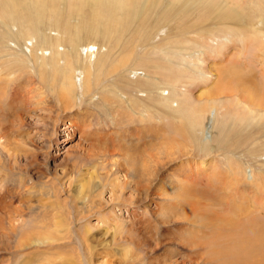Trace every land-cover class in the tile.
Masks as SVG:
<instances>
[{
  "label": "rangeland",
  "instance_id": "1",
  "mask_svg": "<svg viewBox=\"0 0 264 264\" xmlns=\"http://www.w3.org/2000/svg\"><path fill=\"white\" fill-rule=\"evenodd\" d=\"M176 1L177 4L173 5L171 11H168V9L164 10L165 6L168 8L167 0H126V3L125 0H0V40L8 30L6 28H10L17 35V38L13 37L14 34L11 36L12 45L9 43V46L12 48L21 46L28 52L27 47L32 49L40 44L43 34H48L50 37L52 34L64 35L62 46L71 48L70 36L78 31L76 35H81L80 38L83 39L82 30L99 34L97 45H103L107 42V46L112 49V52L119 50V48L129 51L136 46L142 47L141 49L145 47L153 49L156 48L155 44L168 37L173 39L162 41L160 46H166L164 45L166 43H168L167 46L180 42L184 43L186 37H195L200 38V42H202V38L203 41L206 39V43L202 42V44L211 45L213 48L217 44L219 45V42L221 43L215 47L219 49L217 56L208 50V52L203 51L204 47L195 48L196 51L205 52L202 55L203 57L206 55L203 63L205 67L202 66L204 71H207L206 67L213 63V60L221 63V68L225 67V69L222 68L225 70L224 72H227L226 69L232 71L231 74L229 72L225 75V79L220 80L221 87L217 85L218 82H213L215 77L206 78L209 80L183 81V83L174 84L173 87H166L161 84L167 89L164 91V95L172 94L174 102L167 104L156 102L148 110L142 103L140 107L135 105L134 99L136 97L131 102L127 101L131 97L125 91L124 84H120L121 82L113 77L115 72H112L111 64L104 67H102L103 64L99 65L93 70L94 78L98 77L99 81L97 82L99 84L88 98L92 100V103H89V100L82 102V107H84L85 102L88 106L93 107L85 106L83 111H80L85 114L80 123L74 119L73 123L76 125L69 127L70 121L67 118L61 119L54 131L52 122L59 111H54L52 116H49L47 109L42 111L40 110L41 106L39 109L35 98L32 101L26 100L24 109L20 101L22 96L19 93L13 95L12 104H5L3 107L5 115L1 114L3 108L0 105V115H4L7 120L5 129L8 130L7 134H9L8 137L2 136L0 138V163L4 165L1 169L7 170L3 167L13 166L14 170L9 172L10 174H18L20 170L23 171L24 176L28 178L31 176L37 181L38 176H42L44 173L48 175L43 178L48 184L56 182L51 189L48 186L45 190L50 193L52 198V190L56 193L57 199L53 200L57 203L53 214L55 211L58 212V215L61 216L60 223L64 224L66 231V226L73 230L69 236L74 239H72L73 241H68V238L61 239L56 244L49 246L48 243L44 244L45 247L48 246L46 249L44 247L39 248L38 246L42 245L35 243L31 247H19V241L27 237V233H32L33 239L44 238L49 234L47 229H39V226L36 225L32 228L30 225L32 222L24 217L27 219L23 223L28 227L23 226V229L20 226L19 233L22 234L23 232V234L17 233L11 236L6 233L5 227L7 225L0 221V264H17L26 260V257H33L34 255L35 258L46 257L49 252H55L49 255L51 259L56 258L58 254L57 264H64L71 259H73V264H80V261L82 264H88L84 257L90 259V263H94L101 256H104L107 264H115V262L116 264H127L125 255H127L128 249H133L134 253L139 255L138 264H147L148 260L152 261V259L155 260L153 264H169L176 259L181 261L182 256L186 253L191 256H188L187 264H203L202 259L207 258L208 255V245L203 246L201 244V246L195 247L191 245V248L182 245L180 240L185 239L186 236L195 237L194 240H199L207 233L209 236L213 227L215 228L214 232H218L220 244L229 237L239 240L244 238L246 243L250 244L252 239L250 238L249 241L247 239L248 234L245 235V228L249 226L253 227L250 232L254 235L264 233V184H252L251 180H247V176L251 174L249 170L256 171L257 175H261V179L264 178V173L262 175V171H264V117H262L264 107L254 109V113H250L246 109V105L251 103L252 98L264 104V42L262 43L258 36H254L253 42L255 43L248 42L249 46L246 42L241 41L247 44L244 45L247 46L245 48L241 43L234 41L232 34H229V39L232 38L234 42L227 39L226 41L220 32L223 24L221 23V16H215L216 13L210 15L209 12L212 11V8L207 9L203 2L199 5L200 7L198 6L186 15H176L179 6L185 0ZM146 2L147 5L151 4L147 14L148 19H139V11ZM220 2L222 4L231 3L232 8L236 7L235 9L241 14L243 22L247 24L248 28H250V24L256 22L260 23L256 25L264 27L261 24L262 19H264V0H220ZM127 14L129 17L125 18ZM7 20H12L11 24ZM226 23L235 26L238 20H227ZM114 26L117 30L114 29ZM208 26H216L217 28L219 26L220 29H217L216 34L201 33L202 35H195L196 32ZM104 34H106L105 38H103ZM84 37V44L82 41L81 44L85 46L89 41L88 45H90L92 40H88L86 35ZM256 39L258 42L255 41ZM0 43V47H3L8 43V40L2 39ZM93 43H95V39ZM55 46L59 47L57 43ZM81 57V60L86 58L85 56ZM79 61H77L78 64H80ZM135 61L134 59L133 62ZM35 68V71H39L38 65ZM83 68H85L84 65L76 67L74 71L76 74L77 72L80 74L79 72ZM234 68H239L238 73L236 69L233 72ZM118 69L116 74L125 68L119 67ZM129 69V66L126 67L122 73L131 77V73L128 72ZM28 70L32 74L30 68ZM136 73L142 78L145 77L144 74ZM25 74H21L20 77H24ZM230 75L232 76L230 77ZM161 77V75L158 76L160 83L163 81V77ZM135 78L136 76L133 79ZM237 81H240L241 85L236 86ZM213 83L216 84L218 90L212 86ZM230 84L233 86L232 92L231 90L228 91ZM81 85L83 86V83ZM32 86L36 90L37 82ZM252 86L254 87L252 88ZM213 87L214 89H212ZM222 87L224 88L222 89ZM46 88L48 94L54 95L52 88L48 86ZM124 91L127 96L123 93ZM253 91H255L254 96H252ZM77 93L80 94L81 92L78 90ZM121 93H123L128 104V107L125 105L126 109L120 108L118 104L121 100ZM136 94L138 95L137 98L148 95L139 92ZM5 96L0 97V100L5 101L8 97ZM103 99H106V103ZM9 100L11 99L9 98ZM197 100H203L200 101L202 103L209 102L211 107L216 104L218 108L217 123L213 131L209 133L213 139L211 143L212 153L210 151V155L202 156V152L200 154L196 148H193V151L188 153L197 156L196 158L185 153H180L183 157H166L157 154L165 142L173 141L172 143L178 146L180 142L187 141V137L179 133L180 130L185 131V128L187 129L186 124L180 117L172 118L165 113L169 111L172 114L175 113L174 109H177L182 111L186 122H188L190 115L182 103L188 101L189 104H195ZM54 101L55 99L49 108L55 105ZM210 106L208 111H211ZM77 107L74 106L73 109L75 110ZM129 107L139 109L134 108L133 112ZM11 108H13V112L8 117L6 114L12 111ZM31 108H34L35 111ZM213 113L212 110L211 116L206 118L212 117ZM59 116L65 117L62 112ZM187 116L188 118H186ZM90 122L92 126L87 128L86 126ZM212 122L209 119L204 126L211 125ZM208 130L210 131V126ZM241 131L243 133L239 136ZM214 139H216L215 142ZM148 153L160 156L153 168V171L155 170L154 178L142 174L135 175L130 167L136 162L137 168L141 171L143 165L147 163L144 161V157L149 156ZM132 155L134 159L131 157ZM202 160H204L203 165L205 167L199 168ZM234 166L236 170H234ZM244 177L246 178L244 179ZM186 188L198 192L208 191L214 195V199L209 200V195L200 196L197 194L192 196L191 203H189L188 198L187 203L182 196ZM197 191L195 193H198ZM115 194H120V198H117L118 195ZM46 195L49 196V194ZM214 200L215 203H213ZM32 202L36 203L34 200ZM16 204L22 206L21 203L16 202ZM168 208H173L174 211L164 216L163 209L167 212ZM114 211L116 213H113ZM209 214L215 225L210 224L209 229H207L200 218L201 216L208 217ZM110 215H114V217L104 222V218ZM45 219L52 223L57 221L53 215ZM16 220H18L16 224L20 225L21 218L17 216ZM124 223L132 224L135 230L138 229L137 231L143 236V239L147 238L151 245L148 248L144 246V250L137 249L132 244L126 245L123 243V234L113 240L114 226ZM36 224H40V222ZM148 224L150 225L148 227H153L152 230L150 229L151 231L142 228L143 225L147 226ZM31 228L32 230H30ZM195 228L199 229L195 230ZM76 230H78L77 235L74 232ZM51 231L52 228L49 229V232ZM64 234L67 237L66 232ZM81 236L85 242L81 240ZM27 240L32 242L31 238H27ZM232 241L234 240L232 239ZM167 248L175 249L173 254L167 251ZM79 249L81 250L79 251ZM204 249L205 252H203ZM199 251L200 253H198ZM161 252L163 255L165 254L164 257ZM199 255L203 257L201 258ZM123 258L126 261L123 260L124 263H119L122 262ZM165 260H168V263ZM263 262L264 255L258 251V253L251 254L249 260L244 255L241 264H263ZM207 264L210 263L207 261Z\"/></svg>",
  "mask_w": 264,
  "mask_h": 264
},
{
  "label": "bare ground",
  "instance_id": "2",
  "mask_svg": "<svg viewBox=\"0 0 264 264\" xmlns=\"http://www.w3.org/2000/svg\"><path fill=\"white\" fill-rule=\"evenodd\" d=\"M128 1H132V0H128ZM167 2L168 3H166V5H168V8H167V6H165L164 10L168 9V11L169 10L171 11L173 8V5L177 4L176 0H169V1L167 0ZM203 2L207 6L206 7L207 9L212 8V11L209 12L210 15L211 14L213 15L214 13H216L215 16H217V15L221 16V23H223V24H222V28H221L222 30H220V32L224 35L225 40L226 39L230 40V42L236 41V43L239 42L243 45V47H245L244 45H247L248 42L252 41V43H255V42H253L254 36H258L262 40V43L264 42V27L256 25V24H260L259 22H256V23L250 24L249 25L250 28H248L247 24H245L243 22V18L241 17V14L238 13L237 9H235L236 7L232 8L231 3L230 4H222L220 2V0L219 1L218 0H206V1L205 0H198V1L185 0L184 3L181 6H179L176 15H178V14L186 15L188 12L194 11L200 4H203ZM125 3H126V0H125ZM34 5H36V4L34 3ZM129 7H128V9H129ZM150 7H151V4L147 5V2L145 4H143L142 9L139 11L138 18L139 19H145V20L148 19L147 14H148V10ZM146 8H147V11L145 12ZM201 9L205 10L204 8H201ZM144 12H145V14H144ZM0 16H1V14H0ZM130 16H131V14H130ZM128 17H129V15L127 14L125 18H128ZM232 19L238 20V23L235 26L229 25L230 23L229 24L226 23L227 20H232ZM262 20L263 21H261V24L264 25V19H262ZM7 21H9L8 22L9 24H11L10 22H12V20H7ZM1 23L3 24V21ZM4 23H6V22H4ZM6 29H8V30L6 31L5 35L2 36V39L8 40V43L5 46L0 47V97H3L6 95L5 97L8 96L11 100H9L8 97L5 99V101L0 100L1 108H3L5 106V104L11 105L12 101H13L12 98L18 93L22 96V99L20 98V101L22 102V108L24 107V109H25L24 102L28 99H30V101H32L35 98V99H37L36 102H37L39 109L41 107L42 108L40 110H42V111L47 109L49 116H52L51 114L54 113V111H59V114L55 116V119H53V122H52L53 131L56 129L57 123L61 119L65 120L67 118L70 121L69 127L76 125L73 123L74 119H77V122L80 123V120L85 115L84 113H82L80 111H83L85 106H87L88 108H89V106L91 108L93 107L91 105L88 106L87 102H85L84 107H82V104H83L82 102L84 100L85 101L89 100L88 98L92 94V91L99 84L97 82V81H99L98 77L96 79L94 78L93 70L95 69V67L102 65V64H103L102 67H104L106 65L108 66L111 64V70H112V72H115L113 77L115 78V80L117 79V81H120L121 82L120 84H124V87L126 88L125 91L128 93L129 97H131V99H129L127 101L131 102L132 99L134 97H136L134 99L135 105L140 107V104L142 103V105H144V107H146V109H148V110L151 109L152 105H155L156 102L157 103L163 102L166 104L174 102L172 94L164 95V91H166L167 89L162 87L161 84L166 86V87H173V86H175L174 84L183 83V81L187 82L190 80L191 81L197 80V79L203 80L206 78L215 77V78H213V82H215V83L218 82L219 84H217V85L219 87H221L222 83L220 82V80L225 79V75L229 74V72H230V71H228V69H226L228 73L224 72L225 67L223 66L224 69H222L223 67L221 68V65H220L221 63L219 64L215 60H213V63L208 64V67H206L207 71H204L202 66L205 67L204 66L205 64L203 65V63L205 61L206 55L204 57L202 56L205 54V52H203V51L208 50L211 53H215V56H217L219 54V52H218L219 49L215 48V47L219 46L221 43L219 42V45L217 44V46H214V48H213L211 45L202 44V42L206 43V39L203 41V38H202V42H200L199 41L200 38L186 37L184 43L180 42L178 44H173V45H168V46H167L168 43H166V44H164L166 46H160L162 41L173 39L172 37H170V38L168 37L167 39L160 41L158 44H155L156 48H153V49L151 47L150 48L145 47L144 49H141L142 47L138 48V46H136V47L130 49L129 51H127L123 48H119V50L112 52V49H110L109 46H107V42L103 43V45H100V44L97 45V42H98L97 38H99V34L97 35V34H94V32H89V31L84 32V30H82L83 31V33H82L83 39L80 38L81 35L80 36L76 35V33H78V31L76 33H72V35L70 36V39L72 41V42H70V44L72 43L71 44L72 47L70 46L71 48H65L62 46L64 43V40H63L64 35L52 34V36L50 37L48 34H43L42 35L43 37L41 39L40 44H37L35 47L32 46L33 47L32 49H30V48L28 49V47H27V50H28V52H27L21 46H19L17 48H12L11 46H9L10 45L9 43H11V45H12V41L10 40L11 36L14 34L13 37L17 38V35H15V33H13L10 30V28H6ZM114 29L117 30V28L115 26H114ZM217 29H220V27L218 26V28H217L216 26H212V27L208 26L207 28L201 29L199 32H196L195 35H202L201 33L214 34L215 32H218ZM41 31H43V30H41ZM229 34H232V36L234 37V41L232 38L229 39ZM53 35H55V37H53ZM84 35H86V38L88 40L89 39L92 40V43L90 45H88L89 41L85 46L82 45V44H84L83 43V40L85 39ZM103 36H104L103 38H105L106 34H104ZM94 39H95V43H93ZM179 39H181V38L179 37ZM212 39H213V37H212ZM81 41H82V44H81ZM220 41H221V39H220ZM241 41L246 42L247 44H244ZM255 41L258 42L257 39ZM102 42H103V40H102ZM55 43H57L59 45V47H56ZM224 44H226V43L224 42ZM259 45H258V47H260ZM247 46H249V44ZM197 47H204L205 50L203 49V51H196L195 48H197ZM85 48H86V50H85ZM243 50H244V48H243ZM48 52H49V54H46ZM244 52H245V50H244ZM263 55H264V53H263ZM81 56L82 57L85 56L86 58L81 60L80 59ZM134 59L136 60L135 62H133ZM78 60H80L79 61L80 64H78V62H77ZM32 62H34L36 65H38L39 71L38 70L35 71L36 65ZM81 65L82 66L84 65L85 68L81 69V71L79 72L80 74H78V72L76 74L74 69L76 67H82ZM128 66L130 68L128 70V72L131 73V77L129 75H126L125 73L124 74L122 73L124 70H126V67L128 68ZM119 67H122L125 69L124 70L122 69L123 71H121L119 74H116L117 71L119 70L118 69ZM29 68H30L32 74H30L28 72ZM235 69L236 68H234L233 72H235ZM237 70H239V68L236 69V71ZM136 72H138L139 74H144L145 77L142 78ZM23 73H26V74L24 77L21 78L20 76ZM231 73H232V71L230 72V74ZM237 73H238V71H237ZM36 75L39 76V77L37 76L38 79L36 78ZM160 75L163 77L162 83H160L158 81V79H160V78H158V76H160ZM134 76H136L135 79H133ZM231 76L232 75H230V77ZM237 76H238V74H237ZM111 77H112V75H111ZM77 79L80 80L79 83H78ZM108 79L111 80V78H108ZM206 80H209V79H206ZM35 82H37V84H38L36 90L32 86L33 84H35ZM81 83H83V86L81 85ZM215 83H213L212 86H215L216 85ZM109 84H111V82ZM235 84H236V86L241 85V82L237 81ZM46 86L53 89L54 95L51 96L50 94L47 93ZM28 87H30V89H28ZM253 87L254 86H252V88ZM215 88H216L215 90H218L216 86H215ZM223 88L224 87H222V89ZM212 89H214V87ZM78 90L81 92L80 94L77 93ZM230 90H231V92L233 90V86L231 84L228 87V91H230ZM236 90H237V88H236ZM125 91L123 93L126 95ZM158 91H160V92H158ZM162 91H163V93H162ZM136 92L137 93L138 92L139 93H147L148 95L146 97L137 98L138 95L136 94ZM123 93L120 94L121 100H119L118 104H119L120 108L126 109V106L128 107V104L125 101ZM254 93H255V91H253L252 96H254ZM78 95H80V96H78ZM215 96H216V94H215ZM52 97H54V99H55V101H54L55 105L53 107L49 108V106L52 104V102L54 100V99H52ZM78 97H80V98H78ZM109 98H110V96H109ZM103 100H104V103H106V99H103ZM203 100H197V102L195 104H189L188 101H187V103H182V105L186 108V110L188 111V113L190 115V120H188V122H186L185 116L183 115L182 111H178L177 109H174L175 113L171 114L169 111H167V113H165L169 117H172V118L180 117V119L186 124L187 129L185 128V131L180 130L179 133L184 134V136L187 137L186 140L188 142L185 140L180 142V143L178 142L179 143L178 146H175L172 143L173 141L165 142L161 145L160 152H158L157 154H162V155H165L166 157H172V156L183 157V155H180V153H185L186 155H190V157H191L194 155L189 154L188 152L193 151V148H196L199 153L202 152L203 154L200 153L202 156H205V155L208 156L212 153L211 143L213 142V139L210 137L209 133L211 131H213V128L217 123L218 115H219L217 112L218 108H217L216 104H215V106L211 107L209 102H204V103L200 102ZM91 101L92 100H89V103H92ZM216 101H217V99H216ZM108 102H109V99H108ZM95 104L97 105V103H95ZM74 106H78V107L75 108V110H74L73 109ZM209 106L211 107V111L207 110ZM6 107H8V106H6ZM95 107H97V106H95ZM259 107H264V104H262L261 102H258L257 100H255L253 98L251 100V103L250 104L248 103L246 105V109L250 113H252V112L254 113L255 112L254 109H257ZM129 108L131 111L134 112L135 107H129ZM135 109L138 110L139 108H135ZM11 110L12 111L10 113L8 112L6 114L8 117H9V114H12L13 108H11ZM19 110H21V109H19ZM32 110H34V108ZM93 110H95V109H93ZM179 110H181V108H179ZM212 110L214 111L212 117L206 118L209 115L211 116ZM247 110H245V111H247ZM3 112H5L4 108H3V110H1V114H4ZM61 112L63 113V115H65V117L59 116ZM107 113H109V112H107ZM4 115H2V116L0 115V138L2 136H6V137L9 136V134H7L8 130L5 129L7 120L5 119ZM262 117H264V112L262 113ZM186 118H188V116ZM209 119H211L213 121L212 124L208 125V126L207 125L204 126L205 123H207ZM256 119H259V118H256ZM187 123H188V125H187ZM89 126L90 127L92 126L91 122L88 123L86 127L89 128ZM209 126H210V131L208 130ZM242 133H243V131H241L238 135L240 136ZM2 141H3V139H2ZM215 141H216V139H214V142ZM210 151H211V153H210ZM148 154H149V156L146 155L147 156V157L145 156L146 158L143 156L145 159L144 161L147 163L143 165V168L141 169V171L139 170V168H137L136 162H134V163L131 162L133 164L130 165V167L132 169V172L135 175H141L142 174V175L148 176L150 178L153 177L154 171H155V170L153 171V168L155 167V162L157 161V159L160 156H158L157 154H153V153L152 154L148 153ZM131 157L133 158V155ZM196 157L194 156L192 158H196ZM201 163H202L201 166H198V167L199 168H201L202 166L205 167V165H203L204 160H202ZM2 166H4V165H2L0 163V221L3 224L7 225L6 227L4 226L6 228V233L8 235H11V236L15 235L17 233L21 234V233H19V229H21L20 226L22 228H23V226L28 227L25 223H23L27 218L32 222V224H30V225H32L31 226L32 228L34 227V225H36V226H39V229L46 228L48 233H49L44 238L37 237L36 239H33L31 237L32 233H27L26 234L27 237H25L23 240L19 241V247H27V246L31 247L35 243V244L42 245V246H38L39 248L44 247L46 249V247H48L51 244H56L61 239L68 238V241H73L74 240L73 237L69 236L71 233H73V230L70 227L66 226V228H67V231H66V229H64L65 228L64 224L60 223L61 216L58 215V212L55 211V213L53 214L54 210H56L57 201L53 200V199H55V200L57 199L56 193L54 192V190H52L53 191V198H52L50 193L47 190H45L48 186L51 189L53 187V184L56 182H50L48 184V182H46V180L43 179V178L47 177L48 175H45L44 173H42V176H44V177L38 176V181H37V179H35L31 176L29 178L27 176H24V174H22L23 171H20V170H19L18 174H13V173L10 174L9 172H12V170H14L13 169L14 167L13 166H9L7 168L3 167L7 170H2L1 169ZM23 169H25V168H23ZM234 170H236L235 166H234ZM242 171H243V168H242ZM249 172L251 174H250V176L249 175L247 176V180H251L252 184H254V183H257L258 185L264 184V178H262L263 181H261L262 179H261L260 174H258V175H260V177H258L256 171L254 172L252 170H249ZM263 173H264V171H262V175H263ZM189 174H192V173H189ZM193 175H194V173H193ZM237 177L240 178L239 176H237ZM26 178H28V179H26ZM245 178L246 177H244V179ZM48 179H49V177H48ZM259 179H260V181H259ZM148 183H149V181H148ZM195 191H197V190H195ZM195 191L192 189L190 190L189 188L185 189L184 195L182 194V196H184V199L186 200L187 203L189 200H190L189 203H191L192 196L197 195V194H199L200 196L201 195H209L210 196V199L208 198L209 200L214 199V195L208 191H200V192L197 191L198 193H195ZM46 194H49V196ZM115 195H118L117 198H120V196H119L120 194H115ZM8 197H9V200L7 201ZM188 198H189V200H188ZM33 200L36 203H33L32 202ZM16 202L21 203L22 206H18L16 204ZM125 203H127V202H125ZM210 203H212V202H210ZM213 203H215V200ZM250 206H252V205H250ZM171 207H173V206H171ZM171 211L172 212L174 211L173 208H170L167 212L165 209H163V215L165 216L166 214L170 213ZM113 213H116V211H114ZM52 215L54 216L55 220H57V221L54 223H52L50 221L47 222V220L45 218L52 216ZM17 216H19L21 218L20 225L16 224L17 223L16 221H18V220H16ZM24 217H27V218H24ZM113 217H114V215H110L109 217L104 218L105 219L104 222H106L107 219H111ZM208 217L201 216V218H200L201 222L203 223V225L207 229H209L210 224L215 225L210 214L208 215ZM218 217H219V215H218ZM75 219H76V215H75ZM194 219H196V218H194ZM38 222H40V224H36ZM195 222H197V221H195ZM36 226H35V228H37ZM148 226H150V225L149 224L147 226L143 225L142 228H144V230H147V231L150 229L151 230L153 229V227H148ZM32 228L30 230H32ZM50 228H52L51 232H49ZM138 228H139V226H138ZM46 229H45V231H46ZM198 229L195 228V230H198ZM250 229L253 230V227L249 226V227L245 228V232H246L245 235L248 234L247 239L249 241H250V238L252 239L250 244L246 243L244 238L239 240V239H235L233 237L227 238L224 241V243L220 244V242L218 240V232H214L215 231L214 227L211 230V232H209L210 233L209 236L207 235L208 234L207 233L204 236L200 237L199 240L198 239L194 240L195 237L186 236L185 239L180 240V243L184 246H190V247H191V245L193 247L199 246V245L201 246V244H203V246L205 244L208 245V247H209V249L207 250L208 255H207V258L204 256L205 258L202 259L203 264H207V261L210 264H223L224 262L231 263V264H234V263L241 264L243 262V256L244 255H245V258L247 260H249L251 258V254H253L254 252L258 253V251H259L260 253H262L264 255V233L254 235L250 232ZM62 230H63V232H61ZM137 230L134 229L132 224H128V223L115 225L114 226L113 240L117 239L118 236L123 234V243H125L126 245L132 244L137 249L144 250L145 249L144 246L145 247L147 246V248H148V246H150L151 244L149 243L147 238L143 239V236H141V234H139V232ZM141 230L142 229L140 228V231ZM77 231L78 230L74 231L76 233V235H77ZM64 232H66L67 237L65 236ZM22 234H23V232H22ZM27 238H31L32 242L27 240ZM231 238L234 241H232ZM256 238L259 240H257ZM81 240H82V236H81ZM82 241L85 242L84 239ZM44 244H47L48 246L45 247ZM84 245H86V244L84 243ZM149 248L151 249L152 247H149ZM80 250L81 249H79V251ZM128 250H127L128 252H126L127 255H125L126 253L124 254L126 256V257L125 256L124 257L127 259V264H136L137 258L139 255L137 253H134L133 249H128ZM166 250L170 251V253L172 252V254H173V251L175 249L167 248ZM187 250H188V248H187ZM42 251H44V250H42ZM47 251H49V249H47ZM188 251H190V250H188ZM129 252H130V254H129ZM162 252H161V254H162ZM203 252H205V249ZM54 253L55 252H49L48 254L45 253L47 255L46 257L45 256L40 257V255H39L40 258H35L34 257L35 255L33 257L29 256V257H26L27 258L26 260L20 261L17 264H54V262H55V264H57L58 254H57L56 258H54V259H51L49 256L50 254H54ZM198 253H200V251ZM87 254H88V251H87ZM161 254H159V255H161ZM42 255H43V253H42ZM203 255H204V253H203ZM162 256L164 257L165 254L164 255L162 254ZM188 256H190V255H188V253H186V254H184V256H182L183 258L181 261H178L176 259V261L173 260V261H171L172 263H169V264H181V263L187 264L186 261H187ZM169 257H170V255H169ZM199 257H201V255H199ZM149 258L152 259L151 257H149ZM233 258H235V259L233 260ZM126 259L123 258L122 262H119V263H124L123 260L126 261ZM84 260H86V262L88 264H107V261H105L104 256H101L100 258H98V260L95 261L94 263L93 262L90 263V259H85V257H84ZM205 260H207V261H205ZM160 261H158V262H160ZM165 261L167 262L168 260H165ZM72 262H73V259H71L70 261H66L64 264H73ZM80 262H81L80 264H82V261H80ZM154 262H155L154 259H152V261L148 260L147 264H153ZM108 264H110V263H108ZM115 264H116V262H115ZM137 264H138V262H137ZM263 264H264V262H263Z\"/></svg>",
  "mask_w": 264,
  "mask_h": 264
}]
</instances>
